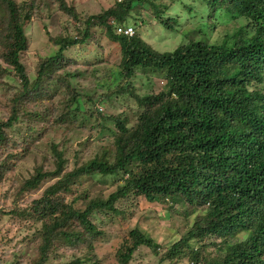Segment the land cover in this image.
Wrapping results in <instances>:
<instances>
[{
  "label": "trees",
  "instance_id": "trees-1",
  "mask_svg": "<svg viewBox=\"0 0 264 264\" xmlns=\"http://www.w3.org/2000/svg\"><path fill=\"white\" fill-rule=\"evenodd\" d=\"M194 1L206 12L195 25L196 39L182 42L174 51L159 52L139 31L148 18L176 31V18L165 14L183 0H116L95 15H81L67 0H0V86L11 77L21 87L12 98L13 111L0 115V195L17 167L38 147L41 132L33 124L65 126L70 133L87 128V118L96 116L99 124L91 129L96 135L79 146L93 140L100 153L82 164L74 160L71 168L66 142L53 143L50 162L45 157L14 191L20 199L30 200V206L0 212L29 220L40 234L29 243L38 251L28 259L32 264H46L51 256L56 259L52 264H101L100 242L114 232L123 233L124 221L145 212H140L143 202L161 209L155 218L179 202L206 205V216L201 226L196 224V229L160 251L150 234L139 228L126 229L114 256L118 264L147 261L144 256L152 262L158 259V264H227V260L261 264L264 0ZM44 6H54L67 15L74 32L54 37L44 26L48 40L38 50L36 73L30 76L22 57L30 51L28 29L34 19L40 21ZM239 19L248 22L233 30L221 29ZM129 27L135 31L133 36L118 32ZM215 32L222 37L211 40ZM100 34L105 41L96 43ZM106 41L119 45L121 56L114 68L102 72V61L91 59L105 51ZM77 66L92 69L94 93L72 83L85 77L83 71L72 70ZM139 75L164 79L166 84L156 92L139 95L134 82ZM56 93L68 98L62 101V115L58 107L54 113L49 108L39 111L35 104L28 109L29 115L16 110L15 105L24 100L43 103ZM116 97L122 99L114 105ZM127 97L134 99L133 106L122 101ZM98 104L129 113L93 111ZM97 175L114 181L105 185L95 181ZM86 183H94L93 188H86ZM109 188L113 191L107 194ZM39 191L41 197L33 199ZM251 210L254 214L243 222L249 228L248 238L227 244L232 235L242 233L239 219ZM210 248L216 257L208 252ZM142 250L151 251L144 255ZM69 251L73 256L60 260V252L63 256Z\"/></svg>",
  "mask_w": 264,
  "mask_h": 264
},
{
  "label": "rangeland",
  "instance_id": "rangeland-1",
  "mask_svg": "<svg viewBox=\"0 0 264 264\" xmlns=\"http://www.w3.org/2000/svg\"><path fill=\"white\" fill-rule=\"evenodd\" d=\"M17 2H21L23 0H15ZM41 1V0H40ZM45 3H48V0H44ZM70 5H74L81 15H95L102 12L104 9L109 8L111 5L114 4L116 0H67ZM163 0H158L157 3H162ZM169 2V1H168ZM190 8L192 11L190 12ZM172 9H169L165 17H174L176 18V26L175 30H168L161 23L157 22L156 20H152L148 18V20H152L151 23L148 22L147 24L141 28L139 31L144 38V40L154 49L159 52H171L174 51L181 43L188 41V39H196L194 37V31L197 29L198 26H195L198 22V19L201 16H206V12L204 8L201 7L200 2H195L194 0H183V2L174 3L171 6ZM195 12V13H194ZM197 13V14H196ZM145 15V13H144ZM40 21L34 19V22L28 29V36L30 37V51L23 55L22 60L25 63L28 73L30 76H33L36 73V67L38 63V50L41 46H44L47 43L48 37L46 36V32L44 30V26L47 27L48 31L54 36H59L60 34L67 35L71 32H74L72 29L73 22L62 12H59L56 7L51 6L49 9H46L45 6L42 8V11L39 15ZM140 18V17H139ZM230 22V21H229ZM248 21L245 19H239L235 23L223 25L221 29L225 31L227 28L230 30L234 28H238L241 26H245ZM131 23H133L131 21ZM63 28H69L67 32ZM211 33V31H209ZM222 33H212L210 39L217 40L218 37L221 36ZM104 40L102 34L97 37L95 40L96 43H102ZM105 47L104 52H100L97 55H94L91 59V62H95L97 59L102 61V72L109 71L111 68H114L117 63L120 61L121 50L120 46L117 44H112V42L106 41L103 43ZM100 51V50H99ZM97 52V51H96ZM2 63V62H1ZM79 69L85 73V77L82 80L73 79L72 83L81 87L82 90L87 92L94 93V90L90 88V83L92 81V69L90 67L85 66H77L74 67L72 70ZM136 84V94L139 95H148L152 92H156L160 89L161 85H165L166 81L164 79L160 80L157 77L153 79H149L148 76L139 75L137 79L134 80ZM85 88V89H84ZM21 92V87L19 82L14 78L8 77L6 79V83L0 86V115H6V113H11L13 111V104L12 98L15 94ZM98 92L97 90L95 93ZM51 93V92H50ZM101 91L98 95H101ZM52 94V93H51ZM41 99V98H40ZM47 99V98H44ZM52 100H44L45 102H33L27 103L25 100L21 103L15 105L16 110L22 111L24 115H29L28 109H33V105L35 104L36 107H39V111H44L47 108L53 110L54 113L62 106L63 99H68L65 95H60L56 93L52 98ZM114 105L119 103L118 99H122L119 97L114 98ZM126 100H122L125 102L126 105L133 106L134 99L127 97ZM42 100V99H41ZM40 101V100H38ZM116 107H112L110 105L104 106L98 104L97 106H93L92 109H98L100 112L109 111L111 114H120V113H129L126 109H115ZM60 111V115L63 112ZM124 111V112H123ZM54 118L58 117V114L53 116ZM87 128L79 130L78 133H70L69 127L63 126L61 129L58 127H54L50 125L49 127L44 124L43 126L34 125L36 131H40L41 139L39 143L36 145L38 146L36 150L33 151V154L26 158L17 169L14 171V176L12 179L5 184L2 190V194L0 195V212L1 211H10L9 209H27L30 206V200L26 201L24 197L21 199L15 196V192L19 185L22 183V180L28 179L34 170V168L42 164L44 158L47 157L48 161L51 160V153L50 149L51 146L54 144H60L62 142H66L68 146L67 157L69 158L70 167L73 168L74 160L77 161L79 159V164L84 163L85 161L89 160L95 154L100 153V146L98 143L90 140L86 142L85 145L79 146L83 141L87 138L89 139L90 136L96 135V130H91L92 128L97 129L98 121L96 116L93 118H87ZM50 147V149H49ZM60 147V146H59ZM95 181L103 183L105 185H111L114 181L111 177H102L100 175L94 176ZM94 183H86L84 186L86 188H93L92 185ZM8 191V192H7ZM113 191V188H109L107 194ZM7 193H11V196H8ZM41 191L35 193L33 195V199H39L41 197ZM13 197V198H12ZM12 198V199H11ZM143 202V201H142ZM7 205V206H6ZM156 208V212L154 213V209ZM12 210V211H15ZM161 209L155 205L145 204L144 202L141 204L140 212H144L141 215L135 214L128 219V222L124 221L125 227L128 230H132L134 228H139L145 233L150 234L154 239H156L158 245L165 248L167 244H173L176 240H179L181 236L184 235L186 231V227L189 224L194 223V216L193 218L186 220V219H176L173 221H168L164 218L165 213L162 210V217H158V213ZM154 213V214H153ZM140 214V213H139ZM175 213L173 217H175ZM204 215V213H201ZM106 221L109 222L108 217H105ZM119 218V217H118ZM97 221L98 216L95 217ZM102 219V218H100ZM198 221H201L198 218ZM116 223L119 225L120 221L117 220ZM125 229V231H126ZM125 231L123 233H116L114 232L111 234L110 239H106L100 242V245L97 250V254L101 259V264H118L115 261V253L119 246V243L123 240V236L126 234ZM40 234L36 233L35 229L32 227V224L27 219H20L17 218L16 215H10L6 213L5 216L0 214V264H32V261H28L29 257H35L38 255V251L36 248H33L29 243L34 240V236H38ZM239 238L237 236L232 235L228 239L227 244H234L239 242ZM226 244V245H227ZM20 246V247H19ZM3 249H7L8 253H2ZM21 249H24L23 251ZM165 250V249H164ZM151 251V250H150ZM149 250H142L144 255L150 254ZM209 253L212 254L213 257L217 256V253L213 248H210ZM74 252H67L62 256L60 260H67L73 256ZM79 256H84L85 253H78ZM20 257V258H19ZM147 261H137L136 264H158V259L156 261H148L151 259L149 256H144ZM223 257H221V260ZM55 257L51 256L50 260L46 264L55 263ZM67 262V261H65ZM166 264V263H164Z\"/></svg>",
  "mask_w": 264,
  "mask_h": 264
},
{
  "label": "clouds",
  "instance_id": "clouds-1",
  "mask_svg": "<svg viewBox=\"0 0 264 264\" xmlns=\"http://www.w3.org/2000/svg\"><path fill=\"white\" fill-rule=\"evenodd\" d=\"M246 148H247V146H246ZM254 212L255 211L251 210V211L245 213L244 217L242 219H239V222H240V225H241L240 229H241V232H242L241 234L237 235V238L240 239L239 242L248 238L249 228L245 227L243 225V222L246 219L248 220L250 218V216L254 214ZM174 213L176 214L175 217H173ZM201 213H204V215H201ZM167 215H169V218H166ZM192 216H194V223L190 224V225L189 224L187 225L185 233L188 230L196 229V227H195L196 224L200 223V226L202 225V220L206 216V205H199V204L190 205L189 203H185V202L175 203L171 209H166L164 218H166L168 221L171 222L173 220L181 219V218L189 220V219L193 218ZM198 218H200L201 221H198ZM160 249H161V247L158 250L160 251ZM161 252H163V251L161 250ZM223 260L221 262H223ZM260 262H261V264H264V252H263V254L261 256V261ZM227 264H231V261L227 260Z\"/></svg>",
  "mask_w": 264,
  "mask_h": 264
},
{
  "label": "built area",
  "instance_id": "built-area-1",
  "mask_svg": "<svg viewBox=\"0 0 264 264\" xmlns=\"http://www.w3.org/2000/svg\"><path fill=\"white\" fill-rule=\"evenodd\" d=\"M118 32L123 33V34L128 35V36H133L135 33V31L132 27L127 28V29L119 28Z\"/></svg>",
  "mask_w": 264,
  "mask_h": 264
}]
</instances>
